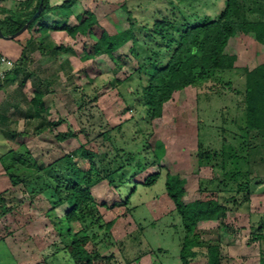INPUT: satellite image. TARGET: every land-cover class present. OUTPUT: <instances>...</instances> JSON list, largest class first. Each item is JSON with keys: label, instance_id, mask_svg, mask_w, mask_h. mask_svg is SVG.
<instances>
[{"label": "rangeland", "instance_id": "rangeland-1", "mask_svg": "<svg viewBox=\"0 0 264 264\" xmlns=\"http://www.w3.org/2000/svg\"><path fill=\"white\" fill-rule=\"evenodd\" d=\"M241 1L248 19L263 18L264 0ZM226 5L227 0H88L78 12L92 11L113 34L132 29L141 45L155 49L150 33L156 22L168 20L178 27L186 20L194 25L206 18L217 19ZM77 15L64 22L78 24ZM44 19L48 25L53 20ZM253 39L243 33L231 38L227 51L238 56L236 68L220 70L201 85L176 91L164 104L162 115L154 118L146 113L140 97L128 92L147 80L143 73L139 79V67L148 63L147 55L140 48L135 55L131 41L116 52L114 60L107 54H93L89 36H73L64 30L56 43L49 41L47 52L36 51L32 56L33 83L27 93L31 98L43 91L44 107L40 118L14 115L18 118L15 128L27 134L17 135L11 146L27 151V165H19L18 170L30 179L17 187L2 186L9 188L0 193V264H56L51 256L63 244L58 230L65 229L62 219L69 207L58 203L51 189H39L55 181L57 173L50 165L55 164L54 169L64 175L60 160L65 155L82 169H89L91 161L83 151L92 152L104 177L92 187L101 223L118 219L111 244L101 249L104 256H112L97 264H183L180 251L186 232L166 191L168 173L185 180V202L215 196L228 206L224 219L201 221L195 227L201 244L190 264H210L206 256L209 244L220 246L221 264H261L264 132H249L244 137L242 130L246 117L244 67L258 62ZM59 45L65 48L54 52ZM257 50L264 60V48ZM20 73L24 76L23 70ZM21 106L22 112L26 106L28 109L24 101ZM40 119L56 125L36 131ZM58 133L73 135L61 141ZM23 142L25 146L20 145ZM223 146H233L241 157V175L224 183L220 160L200 162L201 151L221 152ZM229 163L225 171L230 170ZM111 173L114 184L106 178ZM153 173H159L157 182L145 185V178ZM246 174L251 179L250 189L238 193L237 184L246 181ZM74 227L77 231L81 226L75 223ZM91 227L92 232L104 236L105 230L98 225ZM257 235L262 238H255Z\"/></svg>", "mask_w": 264, "mask_h": 264}, {"label": "trees", "instance_id": "trees-1", "mask_svg": "<svg viewBox=\"0 0 264 264\" xmlns=\"http://www.w3.org/2000/svg\"><path fill=\"white\" fill-rule=\"evenodd\" d=\"M49 1L43 0L44 10L29 24L28 31L32 30L40 18L48 12H58L65 18L71 16L74 13L72 8L77 0H66L58 7L50 6ZM40 2L41 0H23L17 10L2 9L3 12L8 13L4 19H0V29L3 34L8 36L20 31L36 13ZM32 6L33 8L30 9ZM244 8V3L241 0H227L225 10L217 19L206 18L201 23L194 25L185 20L178 27L168 20L156 22L150 37L157 44V47L155 49L149 47L150 52L148 47L141 45L137 34L132 29H126L115 34L110 33L90 10H84L77 15L78 24L71 26L64 22L61 26L54 28L64 29L73 36L78 33L89 36L93 39V54H107L114 60L117 59L116 52L130 41L133 44L131 49L135 55L139 54V48L142 49L141 51L147 55L148 63L140 65L139 71L140 74L143 73L147 77V80L139 83L140 89L137 88L128 92L130 95L140 97V104L151 118L162 115L164 104L172 99L176 91L187 86L201 85L213 78L220 70L236 68L238 56L228 53L229 42L238 33L252 35L256 46L254 56L258 62L253 66L244 67L246 117L242 130L245 137L249 132H257V134L264 132V60H261V54L257 50L261 47L264 48V16L260 20H250L242 11ZM47 28L46 24L42 25V29ZM37 48L35 38L28 39L22 54V66L27 64L30 54ZM56 49L59 50L62 47L55 48L54 52L57 51ZM141 77L142 74L140 80H142ZM43 107L44 92L37 91L28 104L27 112L31 114L30 117H39ZM47 125L54 126L56 123L52 124L40 119L34 129L39 131ZM16 135L24 136L25 132L22 131ZM72 135L73 133H58L56 137L64 141ZM20 145L25 146V142ZM22 148H11L1 157L2 166L13 187L24 184L30 179V175L18 170L19 165L23 168L27 165L25 157L27 151ZM83 153L91 161L89 169H82L70 155H65L60 160L64 175L54 169L55 164L50 165L49 169L57 173L55 181L50 182L47 187L39 189L43 192H48L51 189V194L57 198V202L60 204L67 203L69 207L62 219L65 229L58 230V236L62 238L63 244L56 248L55 253L51 256L56 264H97L100 259L109 260L112 256H104L101 249L108 248L111 244L118 219L101 223V217L96 210L92 187L102 181L104 177L97 169L92 152L83 151ZM201 154V163L220 160L225 177L223 183L227 178L236 180L241 175L238 166L241 157L233 146H223L221 152L201 151ZM228 163L231 168L229 171H225ZM93 174H95V178ZM113 174L106 176L111 184L115 182ZM158 178L159 173L150 174L145 178L144 184L152 186ZM250 180V176L246 174V181L237 184V192L248 191ZM120 182L124 184L127 181L120 180ZM165 185L167 194L174 202L186 232L180 258L183 264H190L198 253L196 247L201 244L198 235L195 233V227L201 221L224 219L228 206L215 196L185 202V180L178 174L168 173ZM31 190L37 192L34 188ZM5 209L10 211L11 207L6 204ZM75 223H79L81 226L77 231L74 227ZM94 225L105 230L102 238L97 232H92L91 226ZM255 238L261 239L262 235H257ZM99 244H102V247ZM206 256L210 264H221L220 246L218 244L207 245ZM261 264H264V258L261 259Z\"/></svg>", "mask_w": 264, "mask_h": 264}, {"label": "crops", "instance_id": "crops-1", "mask_svg": "<svg viewBox=\"0 0 264 264\" xmlns=\"http://www.w3.org/2000/svg\"><path fill=\"white\" fill-rule=\"evenodd\" d=\"M21 1L23 0H1L0 12H2V9L17 10L18 8H20L19 5ZM64 1L66 0H50L49 3L52 7H58ZM87 2L88 0H77L72 8L74 13L69 16L68 19L75 18V14H79V8ZM32 8L33 6L30 9ZM1 14L0 19H4L7 15L6 12L3 13V15ZM43 18H52L53 20L50 25H48V23H45L46 21L45 19L43 20ZM64 19L65 17L62 14H59L58 12H48L39 20L41 24L43 23L48 26L47 29H42V26L36 25L37 28H35L34 31L29 32L28 30H25L23 33L13 38H7L0 35V52L4 53L16 62V65L13 70H11L7 74V76L2 80V82H0V193L9 188V186H5V188H2L3 185L11 184L2 166L1 157L11 148H14L11 145L13 140L16 139V133L22 132H19L20 130L15 128L18 118H16L14 115L16 114V112H18L19 115L23 114L24 116H28L29 114L26 112L27 106L25 107L26 111L24 110L22 112L21 105L23 101L27 105V103L29 104V102L33 99V97L30 98L27 93V87L30 90V84L33 83L32 75L34 74L31 67H33L34 58L32 56L35 54L36 51H40V53H42V51L47 52L48 49L46 48V46H48V44H51L49 43L50 40L53 39L56 43V37L59 36V34H63L64 30L58 28L55 29L54 27L61 26V24L64 23ZM30 38H35V40L37 41L38 48L30 54L29 61H27V64L25 66H22L21 60L24 46L27 44V41ZM58 47H62V49L65 48L64 45H59ZM22 70L24 72V76H21L20 72H22ZM12 104L15 105L18 110L17 108L15 109V107L13 108ZM26 121L27 120L25 119V123ZM23 131L25 132V137L27 131Z\"/></svg>", "mask_w": 264, "mask_h": 264}, {"label": "built area", "instance_id": "built-area-1", "mask_svg": "<svg viewBox=\"0 0 264 264\" xmlns=\"http://www.w3.org/2000/svg\"><path fill=\"white\" fill-rule=\"evenodd\" d=\"M15 65L16 62L12 58L0 52V82L13 70Z\"/></svg>", "mask_w": 264, "mask_h": 264}, {"label": "water", "instance_id": "water-1", "mask_svg": "<svg viewBox=\"0 0 264 264\" xmlns=\"http://www.w3.org/2000/svg\"><path fill=\"white\" fill-rule=\"evenodd\" d=\"M44 10V5H43V0H41L40 2V5H39V8L38 10L36 11V13L33 15V17L22 27V29L20 31H18L17 33L13 34V35H4L2 30L0 29V35L3 36V37H7V38H13V37H16L18 35H20L21 33H23L25 30H27L29 24L34 20L36 19L40 14L41 12Z\"/></svg>", "mask_w": 264, "mask_h": 264}]
</instances>
